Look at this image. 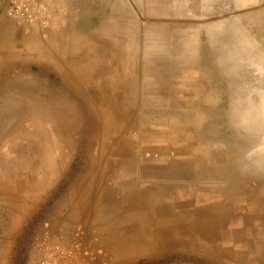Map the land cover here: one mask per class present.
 Wrapping results in <instances>:
<instances>
[{
  "label": "rangeland",
  "instance_id": "obj_1",
  "mask_svg": "<svg viewBox=\"0 0 264 264\" xmlns=\"http://www.w3.org/2000/svg\"><path fill=\"white\" fill-rule=\"evenodd\" d=\"M241 2L190 0L183 23L138 5L169 34H121L97 85L0 79V264H39L41 246L57 264L262 247L264 6Z\"/></svg>",
  "mask_w": 264,
  "mask_h": 264
},
{
  "label": "crops",
  "instance_id": "obj_2",
  "mask_svg": "<svg viewBox=\"0 0 264 264\" xmlns=\"http://www.w3.org/2000/svg\"><path fill=\"white\" fill-rule=\"evenodd\" d=\"M46 1V10L33 9L35 16L27 22L10 18L0 7V79L5 85L15 87L20 80V85L35 86L44 76L51 79L52 73L77 86L97 85L104 70L119 63L121 34H169L145 30L137 20L138 5L145 7L146 24L183 23L194 16L190 0ZM249 4L263 7L264 0H242L240 6ZM9 187L6 181L0 190L8 192ZM261 241L258 249H233L224 264H264V238Z\"/></svg>",
  "mask_w": 264,
  "mask_h": 264
},
{
  "label": "built area",
  "instance_id": "obj_3",
  "mask_svg": "<svg viewBox=\"0 0 264 264\" xmlns=\"http://www.w3.org/2000/svg\"><path fill=\"white\" fill-rule=\"evenodd\" d=\"M46 2V0H0V7L10 18L18 22H27L35 16L33 9L38 12L46 10ZM39 264H57L50 248L41 246Z\"/></svg>",
  "mask_w": 264,
  "mask_h": 264
}]
</instances>
